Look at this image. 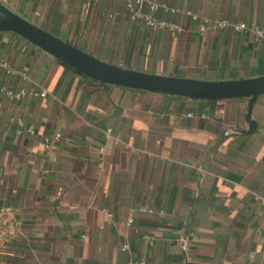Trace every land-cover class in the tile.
<instances>
[{
    "label": "crops",
    "instance_id": "1",
    "mask_svg": "<svg viewBox=\"0 0 264 264\" xmlns=\"http://www.w3.org/2000/svg\"><path fill=\"white\" fill-rule=\"evenodd\" d=\"M153 1L179 31L132 20L125 0H0L124 68L264 74L254 34L264 0ZM0 87V207L17 216L0 264H264V95L247 120L246 97L101 83L9 31H0Z\"/></svg>",
    "mask_w": 264,
    "mask_h": 264
},
{
    "label": "water",
    "instance_id": "2",
    "mask_svg": "<svg viewBox=\"0 0 264 264\" xmlns=\"http://www.w3.org/2000/svg\"><path fill=\"white\" fill-rule=\"evenodd\" d=\"M0 31L20 35L76 72L101 83L193 99L220 100L246 97L249 99L247 120L253 102L259 95H264V74L234 80H202L144 72L108 63L20 17L1 2Z\"/></svg>",
    "mask_w": 264,
    "mask_h": 264
},
{
    "label": "built area",
    "instance_id": "3",
    "mask_svg": "<svg viewBox=\"0 0 264 264\" xmlns=\"http://www.w3.org/2000/svg\"><path fill=\"white\" fill-rule=\"evenodd\" d=\"M146 4L147 8L142 9L141 5ZM126 10L132 20L140 21L142 24L152 30H156L158 28L168 26L169 29L179 31L180 27L176 25H168L163 20H160L155 16V11L158 8V4L153 0H125ZM222 24H226V21H222ZM232 27L236 30L247 29V25L245 22H237L231 24ZM254 34L256 38L264 40V30L260 28H254ZM3 91L4 89L0 87ZM6 93L10 96L19 98L23 95V91L16 92L13 94L10 91H6ZM40 95H44L43 92ZM59 134H55L54 138H58ZM44 144L46 148H50V138L47 137L44 139ZM144 208L140 209L143 210ZM146 210V209H145ZM151 211V210H149ZM16 212L11 209L9 206H1L0 207V246L7 242L12 235L15 233L17 223H16ZM131 222V219L128 220ZM127 264H154L152 262L144 261V260H134L130 261Z\"/></svg>",
    "mask_w": 264,
    "mask_h": 264
}]
</instances>
